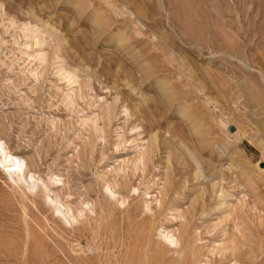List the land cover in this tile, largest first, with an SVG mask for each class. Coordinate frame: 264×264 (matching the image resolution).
Segmentation results:
<instances>
[{"label": "rangeland", "instance_id": "374dc122", "mask_svg": "<svg viewBox=\"0 0 264 264\" xmlns=\"http://www.w3.org/2000/svg\"><path fill=\"white\" fill-rule=\"evenodd\" d=\"M0 139V264H264V0H0Z\"/></svg>", "mask_w": 264, "mask_h": 264}, {"label": "bare ground", "instance_id": "6f19581e", "mask_svg": "<svg viewBox=\"0 0 264 264\" xmlns=\"http://www.w3.org/2000/svg\"><path fill=\"white\" fill-rule=\"evenodd\" d=\"M103 1V0H102ZM90 2V1H89ZM108 2V1H107ZM106 2V3H107ZM111 3V2H110ZM209 101V99H207ZM228 124V123H227ZM230 132H233V127L232 130ZM237 132V131H235ZM2 139V138H1ZM0 139V169L5 173L6 177L12 181V182H18L19 180H21L23 178V174H22V170H23V166H24V159L22 157H20L19 155H17L16 153L12 152L4 143L3 141ZM196 156V155H195ZM263 167V163L262 166ZM262 170H264V168H261ZM31 175V174H30ZM217 183V182H216ZM219 185V184H216ZM34 186V183L31 181L29 182L28 188L31 189ZM219 189V188H216ZM215 189V190H216ZM48 190V189H47ZM44 194L46 195L48 192L46 190H44ZM49 191V190H48ZM219 191V190H217ZM223 192V190H222ZM220 192V193H222ZM50 198V197H48ZM52 201L55 203V205H53V208H57L60 207L58 204V199L54 196H52ZM227 201V200H226ZM225 201V202H226ZM227 203V202H226ZM220 205V204H219ZM62 206V205H61ZM228 206V205H227ZM226 206V207H227ZM64 208H66L65 206H63ZM233 204L230 205V208L232 210ZM51 208V207H50ZM61 210V207L60 209ZM65 211H67V209H65ZM64 212V211H63ZM62 212V213H63ZM69 210L67 211L68 214ZM66 214V213H65ZM232 215L229 214V217H231ZM161 235V234H159ZM162 237L164 238V240L168 243H174L177 244L178 240L176 239V237H174V233L171 231H165L162 234ZM164 241V242H165ZM219 246H221V244H218L217 246L214 247V249H217ZM223 251L227 250V249H231V247L229 246H222Z\"/></svg>", "mask_w": 264, "mask_h": 264}, {"label": "water", "instance_id": "95a60500", "mask_svg": "<svg viewBox=\"0 0 264 264\" xmlns=\"http://www.w3.org/2000/svg\"><path fill=\"white\" fill-rule=\"evenodd\" d=\"M229 130H232V127H230V129ZM261 166H262V163L260 164Z\"/></svg>", "mask_w": 264, "mask_h": 264}]
</instances>
